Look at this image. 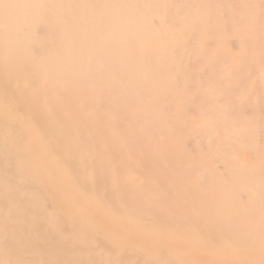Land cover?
Returning <instances> with one entry per match:
<instances>
[{"label": "bare ground", "instance_id": "1", "mask_svg": "<svg viewBox=\"0 0 264 264\" xmlns=\"http://www.w3.org/2000/svg\"><path fill=\"white\" fill-rule=\"evenodd\" d=\"M0 264H264V0H0Z\"/></svg>", "mask_w": 264, "mask_h": 264}]
</instances>
